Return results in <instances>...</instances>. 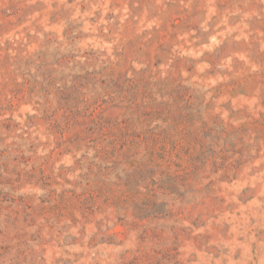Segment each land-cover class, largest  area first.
Wrapping results in <instances>:
<instances>
[{
	"label": "rangeland",
	"instance_id": "obj_1",
	"mask_svg": "<svg viewBox=\"0 0 264 264\" xmlns=\"http://www.w3.org/2000/svg\"><path fill=\"white\" fill-rule=\"evenodd\" d=\"M0 264H264V0H0Z\"/></svg>",
	"mask_w": 264,
	"mask_h": 264
}]
</instances>
